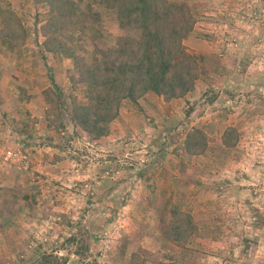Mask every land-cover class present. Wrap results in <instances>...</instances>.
I'll return each mask as SVG.
<instances>
[{"label": "rangeland", "instance_id": "obj_1", "mask_svg": "<svg viewBox=\"0 0 264 264\" xmlns=\"http://www.w3.org/2000/svg\"><path fill=\"white\" fill-rule=\"evenodd\" d=\"M169 1L187 3L194 17L183 43L197 56L195 85L179 97L155 93L152 100L145 97L146 104L124 98L109 132L95 138L71 118L74 99L86 102L88 87L70 59L59 85L64 93L47 90L48 122L40 117L47 127L37 141L45 149L34 159L27 150L34 160L31 201L39 204L30 218L37 224L21 233L0 227L8 240L21 241L1 244L3 252L16 247L19 252L6 253L0 264H33L46 254L57 256L49 264H65L74 253L76 264H113L132 245L140 248L133 264H151L143 244L153 245L148 237L156 233L162 234L164 249L190 250L189 264H264V0ZM107 2L55 0L66 12L59 24L51 5L40 4L36 35L13 16L17 62L40 69L31 73L22 67L26 92L37 76L62 73L63 65L54 64L63 58L56 61L46 51L57 46L53 36L89 65L96 45L111 48L124 36L138 37L136 26L121 27L118 8ZM23 41L36 47L22 51ZM196 127L205 132L208 146L194 154L187 151L186 138ZM55 137L57 147L47 148ZM19 193L1 197L16 200ZM162 206L168 209L155 210ZM196 206L215 207L224 223L199 227L190 212ZM37 238L43 245L33 242ZM38 246L39 256L26 252Z\"/></svg>", "mask_w": 264, "mask_h": 264}, {"label": "trees", "instance_id": "obj_2", "mask_svg": "<svg viewBox=\"0 0 264 264\" xmlns=\"http://www.w3.org/2000/svg\"><path fill=\"white\" fill-rule=\"evenodd\" d=\"M42 1L51 5L52 18L59 24L58 18L63 19L66 12L53 5L55 0ZM107 3L118 8L122 28L136 26L138 37L124 36L122 42L111 48L96 45L92 65L79 62L77 51L60 37L53 36L57 46L51 48L73 59L87 84L86 102L74 99L71 118L95 138L109 132V124L118 116L124 98L137 101L149 91L168 99L183 96L193 88L197 78V56L183 43L194 23L187 3L169 0H108ZM207 146L208 139L201 128L188 133V152L201 153ZM52 255L46 254L33 264L55 263L57 256Z\"/></svg>", "mask_w": 264, "mask_h": 264}, {"label": "crops", "instance_id": "obj_3", "mask_svg": "<svg viewBox=\"0 0 264 264\" xmlns=\"http://www.w3.org/2000/svg\"><path fill=\"white\" fill-rule=\"evenodd\" d=\"M46 3V1H42L41 3H39L38 0H0V148L3 147L6 150L9 147L20 146L24 150L31 149L33 159L34 156L36 158L38 152H41L43 151V149H45V147L39 148L37 145V141L40 139V130H43L45 127H47L44 126L45 122L40 118L44 116L46 120V109L48 108L46 102L47 90L50 89V87L53 89H55L56 87L58 88V93H64V89L59 88V85H63L64 77L62 75L63 72L67 70V68H65V65L69 67L70 58L66 57L60 52H54L52 51V49L46 48L47 52H50L54 55L56 61L60 59V56L63 58L62 61H59L60 63L57 62L54 64L55 66H58V64L63 65V67L60 66L59 68L62 73H60V76L59 74L51 77L45 76L39 78L37 76V80H32L30 89L28 90V92H26V90L22 88V85H24L23 81L24 79H27V77L24 79L22 78V67H25V69L27 71H30L31 73L33 70L38 72L40 69L32 65L31 62H27V66H21L20 62H17V54L15 53L17 51V48L15 47L17 40L13 33V22L11 20L14 16L17 20H20V25L24 26H22V28H25L27 27L26 25H28V29L31 31V34L36 35V33L38 34V32L35 31L34 25L36 21L34 17L35 9H40V4L45 5ZM29 25L34 26H32L31 28V26L29 27ZM25 29V32H28V29ZM39 43L43 44L42 40L39 41ZM27 46L31 47L28 48L29 51H32V49L36 47L34 43L30 44L29 42L26 43L25 41H23V45L21 46L22 51H27ZM39 81L43 84H39ZM31 88H34V90H31ZM156 94L155 92L149 91L138 98L137 101L140 104H142V101L146 104V99L152 100L156 97ZM149 107H151V105L147 104V108ZM70 126L71 125H67V128L70 129ZM72 126L78 128V126H75L74 123H72ZM51 131L53 133V131L55 130L52 129L50 130V132ZM49 137L51 138L52 136ZM49 141L50 143L46 144V147H54L55 149L57 147L55 144L56 137L55 139H50ZM33 149H35L36 152H33ZM5 150H2V152H0V182H2V184L0 183V185L1 187H3V185H7L5 187L9 188L3 187V189H0V227H4L5 230L7 228H17V230H19V233H21V230H23V228L31 227L36 223L35 220L30 218V213L34 212L35 215L39 210V204H33L34 202L31 201L32 194L31 190L29 191L30 187H28L32 183H35L33 182L34 176H32L31 172L19 171L16 167H14L15 169L7 167L6 163L2 161ZM51 175L55 176L56 174L51 173ZM16 187H20L19 191L18 189H16ZM18 192L20 193L16 200L9 198L3 199V197H1L5 193L11 196L18 194ZM170 194L177 195L178 192L175 190H171ZM196 207L197 208L190 210V212L192 213V215L196 216L195 219L199 227L214 228L217 227L220 222L224 223L222 220H220L219 215H217L218 211L215 207ZM167 209V206L155 208V210L158 211ZM161 223L162 220L160 222V225ZM2 232L3 231H0V259L7 257L6 253L8 252H11L12 256H14L15 253L19 252L17 247L13 250L11 249L7 250V252H3L1 247V244H3V242L4 244L21 242L20 238L19 240L16 239L13 242L12 240H8L4 237V235L6 234ZM150 235L151 236L148 238L152 239V243L154 244L147 247L143 244V247L149 249L148 254L151 255V264L190 263V260L188 259L186 253V251L190 250L186 248L179 249L177 246L173 248L174 251H170V248L164 249L162 234L156 233L153 236L152 234ZM210 240L215 243V240L212 237L210 238ZM35 241L37 245L43 243L40 241V239L38 240V238L36 240H33V242ZM129 245L131 246V244L128 242L127 246ZM41 246L35 248L33 247V249L30 250L27 249L26 252L30 251L33 254L38 252V254L36 255L39 256L42 250ZM139 251V246L132 245L130 247V250L128 247L126 252L122 253V256H119L117 254L116 260H114L113 264H133V259L136 256V252ZM43 253L44 252H42V254ZM74 256L77 255L75 253L72 254V257L68 259L65 264H76L75 261H73ZM79 264L82 263L79 262Z\"/></svg>", "mask_w": 264, "mask_h": 264}, {"label": "built area", "instance_id": "obj_4", "mask_svg": "<svg viewBox=\"0 0 264 264\" xmlns=\"http://www.w3.org/2000/svg\"><path fill=\"white\" fill-rule=\"evenodd\" d=\"M2 161L15 166L20 171L29 172L32 168V158L27 150L21 147H9L5 150Z\"/></svg>", "mask_w": 264, "mask_h": 264}]
</instances>
